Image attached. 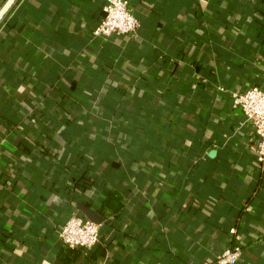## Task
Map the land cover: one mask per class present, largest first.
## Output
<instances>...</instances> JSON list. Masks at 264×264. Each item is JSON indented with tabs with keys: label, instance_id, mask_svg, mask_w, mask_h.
Wrapping results in <instances>:
<instances>
[{
	"label": "crops",
	"instance_id": "0c3cea01",
	"mask_svg": "<svg viewBox=\"0 0 264 264\" xmlns=\"http://www.w3.org/2000/svg\"><path fill=\"white\" fill-rule=\"evenodd\" d=\"M105 2L18 0L0 23V264H205L237 240L242 264H264L259 140L230 102L264 87V0H136L137 35L95 38ZM92 85L110 95L108 111L161 113L171 150L150 146L134 162L113 143L114 168L85 195L73 180L68 198L43 154L67 141L68 108L87 128L101 119L74 95ZM46 99L61 105L52 118ZM111 190L124 206L103 213ZM78 203L104 219L100 245L66 255L58 231L85 217Z\"/></svg>",
	"mask_w": 264,
	"mask_h": 264
},
{
	"label": "trees",
	"instance_id": "16d2710c",
	"mask_svg": "<svg viewBox=\"0 0 264 264\" xmlns=\"http://www.w3.org/2000/svg\"><path fill=\"white\" fill-rule=\"evenodd\" d=\"M118 38L122 39L123 37ZM33 89H37L34 84ZM74 93L76 97H85L93 101L101 110L102 115L94 127L87 128L81 124L75 108H66L68 111L66 114L72 121L67 128L68 139L67 141L60 139L59 149L54 147L51 150L52 152L43 154L50 166L54 165L53 168L55 170L59 169L58 171L52 168L49 170V183L55 186V194L65 195L70 198L72 196L70 190L75 186L73 183L75 179H80L78 183L81 186L83 195L93 191L96 188L97 180L101 179L102 176H106L109 169L114 168L112 156L114 151L108 147L113 146V143L121 145V148L130 150L131 154L128 158L134 162L145 158L144 156L151 151L149 149L150 146L151 149L170 152V144H166L163 141V132L166 127L163 125L162 114L155 113L151 105L140 111L138 107L132 108L122 103L116 111H108L105 107L110 95L103 90H97L96 86L92 85ZM43 104L41 107L42 116L49 118H52L51 111L60 105L50 99H46ZM46 104H51L50 109L45 106ZM49 133L47 134L49 135ZM65 152L67 153V158L63 165L58 160L62 158ZM78 153L82 154L84 162L83 164H78L77 167L74 158ZM127 163H129L128 160ZM78 187L77 185V189ZM123 206L124 203L120 193L111 190L102 202L101 212H118ZM80 216L82 215L80 214ZM99 245L94 248H98ZM64 248L66 255L72 252H79L81 249L70 248L66 245H64Z\"/></svg>",
	"mask_w": 264,
	"mask_h": 264
},
{
	"label": "built area",
	"instance_id": "2783aa9c",
	"mask_svg": "<svg viewBox=\"0 0 264 264\" xmlns=\"http://www.w3.org/2000/svg\"><path fill=\"white\" fill-rule=\"evenodd\" d=\"M136 0H106L104 16L93 30L95 38L114 39L118 37L137 35L140 21L134 12ZM233 108H239L259 140L257 162L264 167V87L254 85L243 91L230 93ZM236 236V229H230ZM59 239L70 248L90 250L100 243L101 225L78 214L71 215L58 231ZM238 239V236H236ZM245 259L243 247L237 240L236 244L228 246L213 261L205 264H241Z\"/></svg>",
	"mask_w": 264,
	"mask_h": 264
},
{
	"label": "water",
	"instance_id": "95a60500",
	"mask_svg": "<svg viewBox=\"0 0 264 264\" xmlns=\"http://www.w3.org/2000/svg\"><path fill=\"white\" fill-rule=\"evenodd\" d=\"M17 1L18 0H7L3 4V6L0 8V23L3 21L5 16L10 12V10L13 8V6ZM78 207L80 211L84 213L86 218L97 224H102L104 219L95 210L87 207L84 203H78Z\"/></svg>",
	"mask_w": 264,
	"mask_h": 264
}]
</instances>
